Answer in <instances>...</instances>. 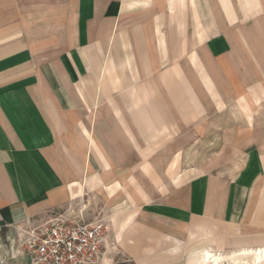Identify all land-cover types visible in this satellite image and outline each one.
I'll return each mask as SVG.
<instances>
[{"label": "crops", "instance_id": "crops-1", "mask_svg": "<svg viewBox=\"0 0 264 264\" xmlns=\"http://www.w3.org/2000/svg\"><path fill=\"white\" fill-rule=\"evenodd\" d=\"M199 7L0 0V264H26L16 257L26 233L78 217L72 207L82 196L118 199L105 242L120 244L133 264H182L220 249L244 223L264 175L257 148L180 184L131 181L133 161L150 159L152 144L173 143L175 129L186 137L201 111L264 95V60L249 54L264 43L240 26L223 30L216 17L207 29ZM191 93L202 104L194 110Z\"/></svg>", "mask_w": 264, "mask_h": 264}, {"label": "rangeland", "instance_id": "rangeland-1", "mask_svg": "<svg viewBox=\"0 0 264 264\" xmlns=\"http://www.w3.org/2000/svg\"><path fill=\"white\" fill-rule=\"evenodd\" d=\"M46 2L47 5H52L55 0H46ZM196 2L200 6L199 19L205 22L207 29L212 27V21L216 17L223 20L221 25L224 27L223 30L240 26L246 29L250 39L259 37L258 42L264 43L262 39L264 0H196ZM151 3L146 8H150ZM189 5L192 23L197 20V17L194 6L191 3ZM175 16L178 14L176 13ZM161 19L164 20V17ZM209 32L217 33L218 29H212ZM253 50L254 52H249L251 58L259 59L257 57L259 56L264 60V46L260 48L257 55L254 48ZM199 106H202L200 100L191 93L190 108L194 110ZM192 110L191 117L194 114L197 115ZM180 132L181 130L178 133V129H175L174 142L171 144L150 145L147 150L150 153V159L133 161V167L136 169L131 181H135L143 189H149L150 185L154 184L161 188L171 180L176 185L181 183L183 177L214 172L240 163L243 154L251 148L264 152V95L225 98L220 110L201 111L197 119L191 120L189 129H184L186 137H180ZM160 198L155 196L156 200ZM118 202L116 198L107 202L96 197L82 196L73 203L72 212L84 218L87 215L90 220H94L93 217L97 218L107 228L109 226L107 222L112 214L108 211ZM247 212L244 223L238 224L236 230L228 233L230 237L228 236L227 240L223 239L221 248L211 251L227 258L220 264H252L254 252L264 248V175L251 195ZM107 233L108 231L105 237ZM225 233L226 230L223 229V234ZM244 250L247 251L243 253ZM203 251L194 253L182 264H201ZM233 255H237L239 262L233 263L230 259ZM102 264H133V260L123 255L120 244H116L115 248L113 243L108 241L103 248ZM256 264H264V258Z\"/></svg>", "mask_w": 264, "mask_h": 264}, {"label": "built area", "instance_id": "built-area-1", "mask_svg": "<svg viewBox=\"0 0 264 264\" xmlns=\"http://www.w3.org/2000/svg\"><path fill=\"white\" fill-rule=\"evenodd\" d=\"M107 228L82 215L55 218L30 229L18 244L16 257L26 264H102Z\"/></svg>", "mask_w": 264, "mask_h": 264}, {"label": "bare ground", "instance_id": "bare-ground-1", "mask_svg": "<svg viewBox=\"0 0 264 264\" xmlns=\"http://www.w3.org/2000/svg\"><path fill=\"white\" fill-rule=\"evenodd\" d=\"M246 251L247 250H244L243 253H245ZM263 258H264V248L259 249V250L254 252L252 264H256V263L260 262ZM225 259H227V258L221 254H216V253H212L211 251L204 250L202 253L201 264H220ZM230 259L233 261V263H237L240 260L237 257V255L231 256Z\"/></svg>", "mask_w": 264, "mask_h": 264}]
</instances>
